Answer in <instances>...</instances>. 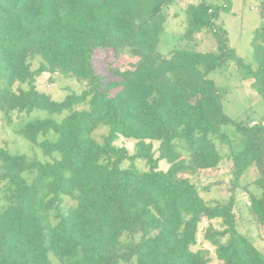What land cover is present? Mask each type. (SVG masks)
I'll return each mask as SVG.
<instances>
[{"label": "trees", "instance_id": "16d2710c", "mask_svg": "<svg viewBox=\"0 0 264 264\" xmlns=\"http://www.w3.org/2000/svg\"><path fill=\"white\" fill-rule=\"evenodd\" d=\"M175 1L0 0V113L11 125L13 114L43 110L16 132L49 158L0 147V264H210L209 250L194 249L203 219V240L219 264H264L234 212L235 190L254 167L260 192L249 194L247 212L264 228V114L231 119L222 105L228 87L207 76L232 59L264 103V31L253 30V68L217 23L231 0H198L184 8L180 38L190 42L206 31L212 46L162 55ZM258 7L264 19V0ZM110 47L138 58L130 67L110 65L105 75L92 60ZM43 72L85 88L55 100L37 89ZM101 126L108 132L99 141L93 132ZM121 137L134 141L133 155L116 144ZM131 156L147 169L123 166ZM224 158L232 163L231 195L213 204L190 175Z\"/></svg>", "mask_w": 264, "mask_h": 264}, {"label": "rangeland", "instance_id": "374dc122", "mask_svg": "<svg viewBox=\"0 0 264 264\" xmlns=\"http://www.w3.org/2000/svg\"><path fill=\"white\" fill-rule=\"evenodd\" d=\"M198 0H176L167 10V19L164 24V30L160 36L158 51L162 55H169L170 51L177 46H186L194 50H206L212 46L213 39L206 31L196 35L193 41H182L181 33L185 29L184 8L187 3L197 2ZM214 4H221L222 0H206ZM259 0H231V6L228 12L221 11L217 23L222 24L227 31L229 46L240 56L243 61L251 67H256V62L252 56L251 38L254 29L264 31V19L260 17ZM128 49H119L118 47L102 48L95 51L93 55V65L96 71L110 74L109 66H119V68L130 67L135 62V57L130 55ZM138 58V57H136ZM38 59L33 60V68L37 66ZM217 85H226L228 89L223 95L222 105L225 114L231 119L238 120H260L264 114V103L260 96L250 87L252 77L243 69L236 66L232 59L220 67L211 70L208 75ZM113 78V77H112ZM37 89L49 94L55 100H62L67 94H79L85 88L84 83L76 81L74 77L62 76L58 73L43 72L36 78ZM83 104L75 105V108H83ZM45 112L41 109L33 110L30 114H13V123L8 124L0 113V147H4L10 153H23L28 156H36L41 159H49L42 155L39 148L32 146L26 139L16 132L22 123L35 116H43ZM227 132L233 128L231 124L225 125ZM108 132L107 127L101 126L93 132L97 140ZM49 137H53L49 133ZM41 137V136H40ZM39 137V138H40ZM119 146L128 149L129 154L134 153V141L125 138H119L116 141ZM218 144V143H217ZM158 146L157 142L153 144V150ZM221 150L226 151L222 146ZM57 155V154H55ZM131 163L139 169H147L144 160L131 159L125 160L122 165L129 166ZM164 160L159 162V167L167 168ZM232 163L228 158L222 159L219 165L213 169H202L190 175V180L195 183L200 195L208 202L221 203L231 195L229 189L230 170ZM257 171L254 167L248 168L241 184L244 188L238 187L235 190L234 212L237 219V228L247 235L256 248L264 252V228L254 223L247 212L248 197L250 193L258 194L260 188L255 184ZM217 225V221H213ZM208 225V221L202 220L199 224L197 233V244L194 249H207L211 258L210 264H219L216 259L214 248L203 240V232ZM126 264V263H121Z\"/></svg>", "mask_w": 264, "mask_h": 264}]
</instances>
